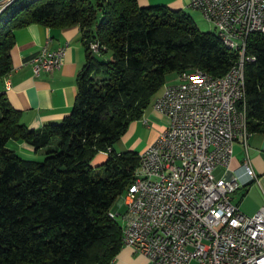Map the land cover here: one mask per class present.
<instances>
[{"label": "trees", "instance_id": "obj_1", "mask_svg": "<svg viewBox=\"0 0 264 264\" xmlns=\"http://www.w3.org/2000/svg\"><path fill=\"white\" fill-rule=\"evenodd\" d=\"M10 4V5H9ZM0 13V80L10 70L12 30L77 26L84 60L75 97L59 122L31 131L0 92V264H108L121 247L110 218L138 166L137 153H112L170 73L225 75L237 62L216 32H201L183 10L137 0H13ZM92 44L97 47L91 51ZM244 63L246 123L264 134V35L251 34ZM9 140L42 151L24 160ZM103 162L92 166L98 153Z\"/></svg>", "mask_w": 264, "mask_h": 264}, {"label": "built area", "instance_id": "obj_2", "mask_svg": "<svg viewBox=\"0 0 264 264\" xmlns=\"http://www.w3.org/2000/svg\"><path fill=\"white\" fill-rule=\"evenodd\" d=\"M187 8L227 36L238 60L221 77L199 69L178 74L152 104L167 126L137 153L121 199V246L147 264H264V204L248 216L232 203L240 186L256 180L248 159L240 175H215L218 168L229 170L234 143L246 149L251 134L244 63L254 58L245 51L251 34L264 35V0H189ZM65 49L41 47L30 60L33 73L58 69Z\"/></svg>", "mask_w": 264, "mask_h": 264}, {"label": "crops", "instance_id": "obj_3", "mask_svg": "<svg viewBox=\"0 0 264 264\" xmlns=\"http://www.w3.org/2000/svg\"><path fill=\"white\" fill-rule=\"evenodd\" d=\"M3 2L4 0H0V8ZM150 4L154 3L151 0H137L139 7ZM173 6L171 5L172 8ZM12 40L13 45L9 50L10 70L0 80V92L9 105L19 112V122L26 129L36 131L46 124L59 122L69 113L73 104L75 77L84 60L81 30L77 26L52 29L29 24L12 30ZM43 46L47 50H55L63 46H66V49L58 69L49 72L40 71L35 75L30 60ZM146 109L140 119L127 126L119 142L112 146V153L141 152L165 130L167 120L151 108ZM143 126L148 128L144 139L134 137ZM6 148L15 154H18L17 151L24 153V158L42 156V151L35 152L29 145L19 141L9 140ZM105 157V153H98L91 160V165L100 164ZM245 158L248 159L256 180L240 186L232 194V203L238 206L242 213L251 216L264 204V134L251 133L246 149L239 142H235L229 170L225 172L224 169L218 168L215 170V175L218 178L224 176L229 179L234 175L242 174L241 166ZM113 262L114 264H147L143 256L123 246L113 257Z\"/></svg>", "mask_w": 264, "mask_h": 264}, {"label": "rangeland", "instance_id": "obj_4", "mask_svg": "<svg viewBox=\"0 0 264 264\" xmlns=\"http://www.w3.org/2000/svg\"><path fill=\"white\" fill-rule=\"evenodd\" d=\"M151 2H153L154 4H150L148 6L167 5L171 10H183L187 15L190 16V18L192 19V21L194 22L196 27L201 32H214L215 31L214 27L203 18L202 14L199 11L189 9L186 7L189 3V0H151ZM171 5H174L173 8L171 7ZM148 6H144V7H148ZM177 77H178V74H176V73H170L166 76L165 84L161 87L159 92L156 93L155 96L152 98V100H151V102H150V104L146 110H148L150 108L152 109V104L154 103V101L156 99H158L162 95L165 85H173V84L177 83ZM147 133H148V128L143 126L140 128V131L138 130L135 133L134 137L140 138L141 140H143ZM17 153H18L17 155L24 160H41L42 159V156H39L38 158H24L25 157L24 153H22V152L20 153L19 151H17ZM39 154H37V155H39ZM122 198H123L122 196L119 198L120 201L117 199L113 203V205L111 206V209H110L111 212L118 214V216L115 219H116V221L120 227H122V225H123L121 215L124 212V205L121 202Z\"/></svg>", "mask_w": 264, "mask_h": 264}, {"label": "bare ground", "instance_id": "obj_5", "mask_svg": "<svg viewBox=\"0 0 264 264\" xmlns=\"http://www.w3.org/2000/svg\"><path fill=\"white\" fill-rule=\"evenodd\" d=\"M13 0H4V2L2 3V5H1V8H0V11L3 9H5L4 7L6 6L7 7V5L9 4V3H11ZM15 1V0H14ZM10 5V4H9ZM218 36V38L220 39V41L223 43V45L225 46V47H227L228 49H230V50H233V44H230V43H228V41H227V36L226 35H217ZM91 49H92V46H91ZM109 216H110V218H111V215L109 214Z\"/></svg>", "mask_w": 264, "mask_h": 264}, {"label": "water", "instance_id": "obj_6", "mask_svg": "<svg viewBox=\"0 0 264 264\" xmlns=\"http://www.w3.org/2000/svg\"><path fill=\"white\" fill-rule=\"evenodd\" d=\"M120 201V199H118Z\"/></svg>", "mask_w": 264, "mask_h": 264}]
</instances>
